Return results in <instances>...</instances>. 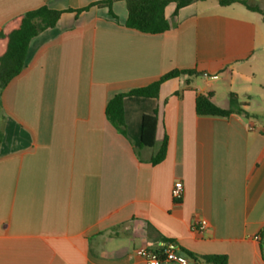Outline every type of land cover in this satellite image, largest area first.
Segmentation results:
<instances>
[{
    "label": "crops",
    "instance_id": "1",
    "mask_svg": "<svg viewBox=\"0 0 264 264\" xmlns=\"http://www.w3.org/2000/svg\"><path fill=\"white\" fill-rule=\"evenodd\" d=\"M101 1L0 0L4 34L29 11L73 10L32 39L0 93V264H147L137 250L164 245L264 264V0H247L263 14L217 0L176 14L172 3L171 29L156 35L126 27L124 0L112 3L116 19L107 6L76 12ZM176 70L201 75L125 98L120 134L110 100ZM209 92L225 110L235 94L242 112L199 116L196 98ZM156 112L155 146L141 147L143 117ZM165 136L166 158L153 165Z\"/></svg>",
    "mask_w": 264,
    "mask_h": 264
},
{
    "label": "trees",
    "instance_id": "2",
    "mask_svg": "<svg viewBox=\"0 0 264 264\" xmlns=\"http://www.w3.org/2000/svg\"><path fill=\"white\" fill-rule=\"evenodd\" d=\"M115 0L101 1L94 3L86 8L76 10L77 14L88 11L93 6H107L112 18L116 19L112 11V3ZM127 5L128 19L126 27L147 34H163L171 29V24L166 18V8L176 4V14L178 11L193 3L206 0H124ZM221 7L231 6L233 4H242L248 10L253 12L263 11L256 5H251L247 0H217ZM66 12L73 10L59 11L46 6L25 13L19 21L16 28L7 34L0 33V38L6 40V47L0 56V90L7 85L25 69L27 56L32 39L47 29L54 28L59 22L61 16ZM182 75L189 77L200 76L201 74L194 70H176L162 76L158 81L143 88L134 89L128 93H121L113 97L106 107V116L108 121L117 129V131L127 136V127L125 123L124 100L127 97L157 98L159 90L163 83L168 80L178 78ZM213 93H200L196 98V112L199 116L228 118L233 114L242 112V104L235 94L230 95L231 107L228 110L218 107L213 102ZM157 112L154 115H145L142 123L141 147L153 148L156 143L157 133ZM0 133V140H1ZM168 139L165 136L158 152L152 157L151 163L158 165L163 162L167 155ZM260 237L262 239V250L264 252V230ZM166 244H173L172 241L164 239ZM186 258L195 264H229L225 255L200 256L190 251L183 250Z\"/></svg>",
    "mask_w": 264,
    "mask_h": 264
},
{
    "label": "built area",
    "instance_id": "3",
    "mask_svg": "<svg viewBox=\"0 0 264 264\" xmlns=\"http://www.w3.org/2000/svg\"><path fill=\"white\" fill-rule=\"evenodd\" d=\"M184 192L185 189L183 182H176L172 189V197L174 201L180 202L183 199ZM207 225V221H199L193 225V230L195 232L203 231ZM256 239L259 240V237ZM137 255L143 258L147 264H189V260L185 256L178 254L171 245H164L160 250H150L146 247H143L137 250Z\"/></svg>",
    "mask_w": 264,
    "mask_h": 264
},
{
    "label": "rangeland",
    "instance_id": "4",
    "mask_svg": "<svg viewBox=\"0 0 264 264\" xmlns=\"http://www.w3.org/2000/svg\"><path fill=\"white\" fill-rule=\"evenodd\" d=\"M252 2L253 1L251 0V3ZM4 51H5V49H4V46H3L2 48H0V54L2 55ZM0 93H1V90H0ZM4 125H5V122H4L3 115H2V112H1V108H0V128H2Z\"/></svg>",
    "mask_w": 264,
    "mask_h": 264
}]
</instances>
